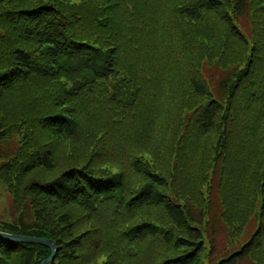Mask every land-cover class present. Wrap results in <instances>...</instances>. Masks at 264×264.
Segmentation results:
<instances>
[{
	"label": "trees",
	"instance_id": "trees-1",
	"mask_svg": "<svg viewBox=\"0 0 264 264\" xmlns=\"http://www.w3.org/2000/svg\"><path fill=\"white\" fill-rule=\"evenodd\" d=\"M0 189L52 264H264V0H0Z\"/></svg>",
	"mask_w": 264,
	"mask_h": 264
},
{
	"label": "water",
	"instance_id": "water-1",
	"mask_svg": "<svg viewBox=\"0 0 264 264\" xmlns=\"http://www.w3.org/2000/svg\"><path fill=\"white\" fill-rule=\"evenodd\" d=\"M0 237L19 241V242H28V243H38L45 245L51 249V253L48 257H46L40 264H52L53 260L56 255L57 245L54 240L45 238V237H38V236H30V235H21V234H13L4 231H0Z\"/></svg>",
	"mask_w": 264,
	"mask_h": 264
},
{
	"label": "rangeland",
	"instance_id": "rangeland-1",
	"mask_svg": "<svg viewBox=\"0 0 264 264\" xmlns=\"http://www.w3.org/2000/svg\"><path fill=\"white\" fill-rule=\"evenodd\" d=\"M36 174H39V177H41L42 179H45V177L48 175V173L44 169H36L32 171L31 176H34ZM11 209H12V199L10 195L6 191L0 189V213L5 218L10 217L9 214L12 211ZM221 236L222 238H218V241L222 240L223 242L219 243L218 246H221L223 248L224 246L226 247V243H224L226 242V235L225 237L223 235ZM237 264H253V263L249 259H243Z\"/></svg>",
	"mask_w": 264,
	"mask_h": 264
}]
</instances>
